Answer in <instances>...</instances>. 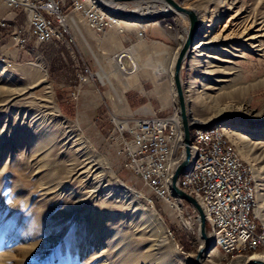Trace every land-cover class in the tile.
<instances>
[{
	"label": "rangeland",
	"instance_id": "374dc122",
	"mask_svg": "<svg viewBox=\"0 0 264 264\" xmlns=\"http://www.w3.org/2000/svg\"><path fill=\"white\" fill-rule=\"evenodd\" d=\"M99 1L116 8L119 28L95 34L75 20L78 29L70 23L64 40H29L17 49L13 27H0V264H195L200 248V264L245 261L206 245L190 203L173 195L179 204H165L124 167V144L115 128L117 121L148 113L144 106L158 115L176 109L181 124L174 78L157 73L156 64L168 67L173 51L190 43L202 22H196L190 39L189 16L165 0L151 1L156 8L169 4L172 12L152 19L137 18L150 0ZM172 1L205 16L202 0ZM258 1L234 0L230 10L207 14L212 23L219 20L213 33L240 9L261 15ZM10 15L0 3V19ZM9 20L26 27L22 13ZM139 29L144 36L137 35ZM227 33L206 49L208 69L217 73L195 71L200 51L183 56L179 77L192 122L247 128L242 133L247 148L235 145L252 165L255 213L264 224V36L250 48L224 38ZM84 68L92 76L74 99L70 93ZM33 70L41 71L37 80L25 74ZM102 72L107 79L99 77ZM133 75L137 84L127 87ZM201 83L206 94L192 100L197 95L189 93L190 86ZM239 106L245 112L234 111ZM85 162L94 166L78 177ZM43 187L51 190L42 195ZM205 229L209 237L207 222Z\"/></svg>",
	"mask_w": 264,
	"mask_h": 264
},
{
	"label": "built area",
	"instance_id": "2783aa9c",
	"mask_svg": "<svg viewBox=\"0 0 264 264\" xmlns=\"http://www.w3.org/2000/svg\"><path fill=\"white\" fill-rule=\"evenodd\" d=\"M0 3L11 13H22L26 19L25 29L14 25L12 20L0 19V27H13L11 38L17 49L25 48L29 40L35 44L64 40L72 25L78 29L77 20L95 34L120 27L117 16L99 0H0ZM137 35L142 37L144 32L139 29ZM90 76L89 68L78 74V87L70 93L72 98L78 97L81 85ZM130 121L115 123L124 144V167L159 200L176 205L170 191L171 176L186 155L177 110L168 115L156 112L140 115ZM193 123L188 162L177 178V186L197 201L210 228L208 234L214 248L225 258L237 260L258 255L264 261V224L255 213L256 185L251 165L228 136L225 124ZM188 218L191 220L189 215Z\"/></svg>",
	"mask_w": 264,
	"mask_h": 264
},
{
	"label": "bare ground",
	"instance_id": "6f19581e",
	"mask_svg": "<svg viewBox=\"0 0 264 264\" xmlns=\"http://www.w3.org/2000/svg\"><path fill=\"white\" fill-rule=\"evenodd\" d=\"M165 1H167V0H165ZM233 1L234 0H202L201 3H199V4L202 7V10L206 11L205 16L200 14V12L197 11L196 8L187 7V6L183 5V8H186L187 11H191V13H193V16H194V19H195V23L197 21L198 22L199 21L202 22V26L199 28V30L196 32V34L192 37V39L190 38L191 39L190 43L189 42L186 43L187 46H186L185 51L183 53V56H184L186 53H196V52H200L201 51L200 56H202V57L200 58V61L198 60L197 65L195 66L196 67L195 71L197 69H199L200 71H202V72H204L205 74H208V75H213L215 72L217 73V71L214 70V69H208L209 67L207 66V62L204 60V57L208 56L206 54V51H207L206 49L207 48L212 47L213 45L218 44L221 41L225 40V39L222 40V37H223L224 33L228 32L225 35L224 38L230 39V38L234 37L238 41L243 43L244 46H249L250 48L257 47L258 46V42H259L258 38L264 36V0H259L258 1L259 7H261L262 10H263L261 15L257 14L256 12L246 11V9H243V10L240 9L239 11H237V13L235 15L233 14L234 16L230 17L231 20L228 22V24L224 25L223 27L222 26L221 27L217 26L216 30H218V32L216 34L213 33V29H215V28H213L215 26L214 24H218L219 20L216 21L215 23H212V19H208V15L207 14L213 13V12H215L217 10L219 11L221 8H223V12H225L227 9L230 10L231 6L234 4ZM240 1L242 3H244L246 1H251V0H240ZM252 1H254V0H252ZM167 3H169V2L167 1ZM106 6L109 8V10L114 15H116V12H117L115 10L116 8L108 6V5H106ZM156 7H157V4L152 2L151 0L149 2H146L144 4V6H140L139 7V10L141 12L139 11L140 15L137 18H139V19H152V18H156V17L162 16V15H166L167 16L169 13L172 12L171 11V7H170L169 4H167L163 8H156ZM182 10H185V9H182ZM116 16H118V15H116ZM67 22H69V19L67 20ZM184 44L185 43H182L181 46H179L177 49H175L173 51L172 57H171V62H170V65L168 67H164L163 65H160L159 63H157L156 64L157 65L156 66L157 67V71H156V67H155V71L157 73H159V72L164 70L167 73V76L169 78H172L173 75H174V69H175L174 65L176 64L175 62L179 58L180 51H181V49H182ZM25 74L28 77V79H30V80H35V79L37 80L38 78L41 77V71L39 72L37 70H33V71H29V72L25 71ZM106 74L104 72H102V74L99 77L101 79H107L108 76ZM136 77H137V75H133V76H130L129 79H126L127 87H131V86L134 87L135 84H137V83H135ZM119 83H120V85H122L124 87V84L122 83L121 80H119ZM203 87H204V83H201L198 86H195V85L190 86L189 93H191L192 95H195V94L197 95L192 100H196L198 98V96H200V95L202 96V95L206 94L204 92L205 89H203ZM117 101L118 102H122V99L119 96H117ZM143 109H147L148 110L149 108L147 106H144ZM234 111L245 112V108H243V106L242 107L239 106ZM220 112H221V110L219 111V113ZM24 120L25 119L23 118V121ZM179 123H180V121H179ZM38 125H39V123H38ZM226 128H227L228 136L233 141V143L238 146L240 151H243L245 148H247V144L245 142V138L246 137L244 136V134H242L245 130H247V128H245L244 126H240V125H228ZM181 131H182V129H181ZM1 132L2 131H0V134H1ZM88 164H89V162L81 163V165H82L81 166V169H82L81 172H78V173L75 172V173H77L78 177H81V176H82L81 178L86 177L85 175H87V173H89V168H93L94 164L93 165L91 164V166L87 168ZM251 167H252V165H251ZM253 175H254V172H253ZM95 179H96V177H95ZM120 186H121L122 189H127L122 184H120ZM49 190H51L50 187L41 188L42 195L47 194V192ZM171 193H172V191H171ZM136 197L137 198H141L142 195L140 193H138L136 195ZM176 201H177V204H179L178 200H176ZM175 204H176V202H175ZM177 204H176V206H177ZM257 211L259 213V210H257ZM113 244L116 245L115 242H113ZM150 251H151V249H150ZM152 254H153V252H152ZM251 259L258 260V261H263V259L260 256L255 255V256H253L251 258L245 259V261H239L238 264H245L246 261H249V260L251 261ZM237 260H239V259H237ZM240 260H243V259H240ZM255 264H258V262L255 263Z\"/></svg>",
	"mask_w": 264,
	"mask_h": 264
},
{
	"label": "water",
	"instance_id": "95a60500",
	"mask_svg": "<svg viewBox=\"0 0 264 264\" xmlns=\"http://www.w3.org/2000/svg\"><path fill=\"white\" fill-rule=\"evenodd\" d=\"M114 1H128V0H114ZM169 3H171L176 9L181 10L182 12H184L185 14H187L189 16L190 19V28H189V38L190 35L192 34L194 28H195V19L193 16V13H191V11H185L182 10L177 4H175L172 0H167ZM189 39L185 42L184 46L182 47L181 51H180V55L179 58L176 61L175 64V69H174V83H175V88H176V92H177V98H178V104H179V116L181 119V126H182V132H183V141L186 144L185 147V159L175 168L172 176H171V183H170V190L172 191L173 195L181 198L185 201H187L188 203H190L195 210L198 213V222H199V226H198V232L201 236H203L206 240V245H208V247H213L214 246V242L207 237L206 234V229H205V217L203 214V211L201 209V207L199 206V204L197 203V201L190 195L186 194L184 191H182L178 186H177V178L179 176V174L185 169L187 162H188V158H189V148L188 145L190 143V130L195 126V124L192 122L190 115L187 114V110H186V103H185V99L183 96V92H182V87H181V80L179 77V71L181 68V62H182V58H183V53L185 51V48L187 46L186 43H188ZM201 248L199 249L196 257H195V264H200V256H201ZM264 264L263 261H258V260H254L251 259V261L249 262V264Z\"/></svg>",
	"mask_w": 264,
	"mask_h": 264
},
{
	"label": "crops",
	"instance_id": "0c3cea01",
	"mask_svg": "<svg viewBox=\"0 0 264 264\" xmlns=\"http://www.w3.org/2000/svg\"><path fill=\"white\" fill-rule=\"evenodd\" d=\"M11 13V12H10ZM16 16H18V12H13V13H11V15L9 16V18H7V19H13V18H15ZM153 113H155L153 110H151V109H148V113H144V114H140V115H150V114H153ZM139 115V116H140Z\"/></svg>",
	"mask_w": 264,
	"mask_h": 264
},
{
	"label": "trees",
	"instance_id": "16d2710c",
	"mask_svg": "<svg viewBox=\"0 0 264 264\" xmlns=\"http://www.w3.org/2000/svg\"><path fill=\"white\" fill-rule=\"evenodd\" d=\"M190 134H191V130H190ZM206 229H207V225H206Z\"/></svg>",
	"mask_w": 264,
	"mask_h": 264
}]
</instances>
